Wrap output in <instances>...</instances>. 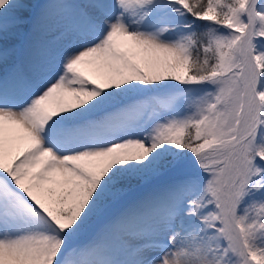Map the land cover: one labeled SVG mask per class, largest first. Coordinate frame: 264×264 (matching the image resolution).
<instances>
[{
    "label": "snow or ice",
    "instance_id": "snow-or-ice-1",
    "mask_svg": "<svg viewBox=\"0 0 264 264\" xmlns=\"http://www.w3.org/2000/svg\"><path fill=\"white\" fill-rule=\"evenodd\" d=\"M0 264H264V0H0Z\"/></svg>",
    "mask_w": 264,
    "mask_h": 264
}]
</instances>
